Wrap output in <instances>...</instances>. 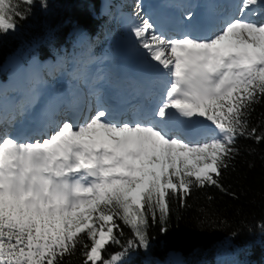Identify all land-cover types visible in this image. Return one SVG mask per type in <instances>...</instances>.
<instances>
[{"label": "snow or ice", "instance_id": "obj_1", "mask_svg": "<svg viewBox=\"0 0 264 264\" xmlns=\"http://www.w3.org/2000/svg\"><path fill=\"white\" fill-rule=\"evenodd\" d=\"M33 3L0 0V33ZM198 7L204 28L191 10L187 24L171 26L143 0L119 14L140 77L128 96L118 84L108 96L96 87L107 73L92 80L86 114L75 94L42 101L38 77L19 99L0 96V264H65L77 249L82 264H126L148 248L149 220L166 222L171 197L183 203L193 186L223 191L238 138L264 141L249 121L264 100V0ZM72 78L87 82L86 67ZM39 103L29 129L23 118ZM122 225L133 235L124 242ZM110 245L120 250L104 255Z\"/></svg>", "mask_w": 264, "mask_h": 264}, {"label": "trees", "instance_id": "obj_2", "mask_svg": "<svg viewBox=\"0 0 264 264\" xmlns=\"http://www.w3.org/2000/svg\"><path fill=\"white\" fill-rule=\"evenodd\" d=\"M14 31L0 33V75L13 54L40 58L56 56L61 45H70L82 34L98 30L95 17L99 0H34ZM250 126L264 131V100L254 106ZM239 154L223 170L216 187L193 186L183 198H170L165 223L149 220V246L137 248L126 264H153L177 260L184 264H264V141L239 137ZM123 227L122 242L133 238ZM166 231H161V228ZM110 245L106 253L119 251ZM80 250L65 264H82Z\"/></svg>", "mask_w": 264, "mask_h": 264}, {"label": "rangeland", "instance_id": "obj_3", "mask_svg": "<svg viewBox=\"0 0 264 264\" xmlns=\"http://www.w3.org/2000/svg\"><path fill=\"white\" fill-rule=\"evenodd\" d=\"M118 1L119 0H110L108 3H105V1L100 0V3H101L100 12H102L101 15L106 16V24L104 27V31H105V36H107V37H104V39H103V42H105V43L97 44L99 46V47H97V49L99 52L101 50L103 55H105V54L108 55L109 54L108 50H113L114 46H116L117 44H119L121 42H123V43H121L122 46H126V47H128L129 42H130V37H129L130 34L126 30V28H124V25L120 22V20L118 19V16L120 13L128 14L129 13L128 11H131V9H132V6L134 5L135 0L134 1L133 0H126L125 1V7H123V8H122V6L112 8L113 4L117 3ZM146 2H148V0H143V3H146ZM107 5H110L109 9H107ZM121 8H122V11L120 10ZM112 32H114V33L112 34ZM104 44H106V45L104 46ZM124 44H126V45H124ZM111 53H113V52H111ZM69 58H70V56L67 57L66 59H69ZM30 61L35 62L34 59H31ZM17 62L20 63L19 59L16 56L11 58V70H10V72H12V70L15 68V64ZM56 64H57V66H59L58 63H56ZM10 72L6 73L3 83H5L6 79H8V77L10 76ZM18 86H19V83H18Z\"/></svg>", "mask_w": 264, "mask_h": 264}, {"label": "bare ground", "instance_id": "obj_4", "mask_svg": "<svg viewBox=\"0 0 264 264\" xmlns=\"http://www.w3.org/2000/svg\"><path fill=\"white\" fill-rule=\"evenodd\" d=\"M103 1H105V3H108L110 0H103ZM192 1H194V3H195V6H196V8L199 6V5H201L202 3H203V0H192ZM132 12V9H131V11H130V13ZM163 16H164V19L163 20H165L166 22H168V23H170L171 21H170V17H169V15H168V13L167 12H165V11H163ZM127 30V29H126ZM124 45H126V44H124ZM123 47H126V46H123ZM21 62V61H20ZM154 63V62H153ZM20 66L21 64L19 63V62H17L16 64H15V68L17 67V66ZM15 68H14V70H13V74H11L9 77H8V79H6V82L4 83V87H5V89L0 93V96H3V95H7L8 97L10 96V95H13V94H15L16 93V91H17V89H18V80H19V76L17 77V74H16V70H15ZM18 68V67H17ZM82 86H83V83L81 84Z\"/></svg>", "mask_w": 264, "mask_h": 264}]
</instances>
